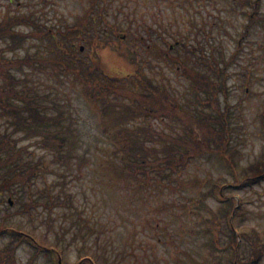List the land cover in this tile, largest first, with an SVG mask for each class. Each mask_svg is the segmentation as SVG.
<instances>
[{
	"label": "trees",
	"instance_id": "1",
	"mask_svg": "<svg viewBox=\"0 0 264 264\" xmlns=\"http://www.w3.org/2000/svg\"><path fill=\"white\" fill-rule=\"evenodd\" d=\"M97 1L92 0L84 21L71 25H47L35 8L21 13L7 11L0 19V41L5 42L0 48V195L14 197L15 204L27 211L30 206L74 207L73 194L63 182L45 184L36 192L34 187L42 173L51 171L65 176L64 169L56 170L52 164L66 168L78 157L75 168L78 173L83 172L81 161L87 157L72 137L71 112L62 96L68 81L76 82L99 116L104 150L96 157L103 164L101 168L113 176L112 181L134 182L139 187L150 183L161 192V188L178 190L183 197L176 201L189 208L191 204L184 200L193 202L197 219L205 224L202 232L208 237L207 245L211 246L209 256L203 261L194 259L196 264L257 263L264 253L260 232L254 227L242 230L235 224L244 202L224 189L253 186L264 180V152L245 166L241 177L213 180L206 192L198 190L194 197L186 192L194 186L192 178L184 177V171L191 162L211 152L222 155L233 169L237 166L236 126L227 69L252 25L260 23L264 27V16L259 13L261 0H238V5L253 10L247 13L248 21L239 37L242 39L231 60L225 49L213 42L208 46L200 42L194 48L185 47L182 53H173L175 44L161 38L165 45H160L153 39L155 30L151 28L147 38L134 34L127 44L117 24L107 23L106 30L102 28L103 7L92 13ZM20 24L27 29H18ZM104 34L110 41L101 38ZM73 37L85 40L95 55L80 57L81 46L80 51L76 49ZM34 39L43 43L42 47L50 45V50H42L41 46L31 50L37 45ZM101 43L113 45L118 52L122 63L116 69L104 64L99 54ZM23 47L24 54L19 56L17 50ZM149 57L174 68L187 82L185 90L178 92L169 80L150 75L146 63ZM41 76L51 81L48 89L42 87ZM31 144H38L44 151H30ZM57 183L62 186L57 187ZM21 194L29 196L27 202ZM212 196L220 199L216 209L204 202ZM0 234L10 236L0 248V264H21L17 251L24 242L33 247L24 264H35L42 254L56 264L60 259L61 264H67L59 244L43 242L32 231L0 223ZM72 240H76L75 234ZM69 264H98V260L91 252L79 251L76 260Z\"/></svg>",
	"mask_w": 264,
	"mask_h": 264
},
{
	"label": "rangeland",
	"instance_id": "2",
	"mask_svg": "<svg viewBox=\"0 0 264 264\" xmlns=\"http://www.w3.org/2000/svg\"><path fill=\"white\" fill-rule=\"evenodd\" d=\"M92 4V0H0V19L7 11L21 13L35 8L36 14L47 25H71L84 21ZM94 7L92 13L103 7L105 22L102 28L106 30L107 23L117 24L127 38V44L132 42L134 34L147 38V30L151 28L155 30L153 39L160 45H165L161 38L175 44L173 53H182L185 47L194 48L200 42L205 46L213 42L225 49L228 60L242 39L239 37L248 21L247 13L253 10V7L238 5V0H98ZM259 13L264 16V0L260 1ZM17 28L25 30L27 26L20 24ZM107 36L104 34L101 38L110 41ZM80 39L72 38L76 49L79 50L82 44L85 46L79 50V56H94L95 53H91L94 49ZM34 42L37 45L31 50L43 44L36 39ZM4 44L0 41V48ZM101 45L103 48L99 54L104 64L116 69L115 66L122 63L118 52L113 45ZM48 46H41L42 50H50ZM24 51V47L20 48L17 54L21 56ZM7 54L11 55V52ZM146 63L150 75L163 77L165 82L169 80L178 92L185 90L187 82L164 61L149 57ZM227 70L233 124L236 126L237 166L233 169L222 155L214 152L197 158L184 171V177L193 179L194 188L186 190L189 197L197 196L198 190L206 192L213 180L226 178L232 181L236 175L241 177L245 166L264 152V27L260 23L252 25ZM40 80L42 87L48 89L47 84L51 82L48 77L41 76ZM63 90L62 96L71 112L72 137L78 140L77 147L82 146L81 152L87 159L81 161L82 173L75 168L78 157L73 158L66 168L52 164L56 170L64 169L65 176L51 171L40 174L34 192L45 184L61 181L73 194L74 207L30 206L27 211L26 207L15 204L14 197L0 195V223L19 226L32 231L43 242L59 244L67 264L76 260L79 251L95 254L98 264H196L208 257L211 246L207 245L208 237L202 232L205 224L197 219L194 203L185 199L184 202L191 204L189 208L176 201L183 197L178 190L170 192L161 188V192L150 183L139 187L140 184L134 182H113V176L101 168L103 164L96 157L104 150L98 114L76 82L68 81ZM29 150L37 154L44 151L38 144H31ZM61 186L57 183V187ZM224 191L236 195L238 200L243 199V211L235 217V224L246 231L256 228L264 241V180L253 186L227 187ZM21 196L25 202L29 199L27 194ZM204 202L216 209L220 199L206 197ZM73 234L76 235L75 241L72 240ZM9 240L10 236L0 234V248ZM32 253L33 247L22 243L17 251L20 263L27 262ZM56 263L43 254L35 262ZM255 264H264V253Z\"/></svg>",
	"mask_w": 264,
	"mask_h": 264
}]
</instances>
